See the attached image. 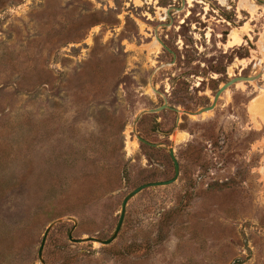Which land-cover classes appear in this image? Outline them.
Masks as SVG:
<instances>
[{"label":"rangeland","instance_id":"1","mask_svg":"<svg viewBox=\"0 0 264 264\" xmlns=\"http://www.w3.org/2000/svg\"><path fill=\"white\" fill-rule=\"evenodd\" d=\"M58 220L46 264H264V0H0V264Z\"/></svg>","mask_w":264,"mask_h":264},{"label":"water","instance_id":"2","mask_svg":"<svg viewBox=\"0 0 264 264\" xmlns=\"http://www.w3.org/2000/svg\"><path fill=\"white\" fill-rule=\"evenodd\" d=\"M184 3H185V0H184ZM177 11H181L182 8H176ZM169 15V13H168ZM263 74L262 73H259L258 75L256 76H236L234 78H232L231 80H229L228 82H226L225 84H223L220 89L216 92L215 96H214V101L211 105L209 106H206L202 109H200L199 111L197 112H189V111H181L177 108H171L168 104H164L163 106L161 107H158V108H153V109H149V110H144L143 112H141L135 122H134V133L137 137V139L143 143V144H146L148 146H151V147H159V146H163V144H156V143H151L149 141H147L146 139H144L143 137H141L139 134H137V124L138 122L140 121L141 117L145 114H155V113H159V112H162L166 109H171V110H174L176 112H178L179 114H187L189 116H201L202 114L204 113H208V112H211L213 110H215V108L217 107V104H218V101L219 99L221 98V96L227 92L232 86L234 85H237L238 83H242V82H254V81H257L259 80L260 78H262ZM169 153L171 155V158L173 159V162H174V165H175V168H176V175L173 179L171 180H167V181H163V182H150V183H146V184H143L141 186H139L138 188H136L134 191H132L124 200L123 204H122V210H121V216H120V221L118 223V226L113 234V236L109 239H100V238H96V237H92V238H87V239H75L74 236H73V232H74V229L71 231V233L69 234V240L73 243H82V242H97L99 244H102L103 246H109L110 244H112L117 238H118V235L120 234L121 230H122V227H123V224H124V221H125V217H126V213H127V207H128V203L134 198L136 197L138 194H140L141 192H143L144 190L146 189H149V188H154V187H161V186H169V185H172L173 183H175L179 176H180V163L175 155V149H174V145L172 147H169ZM62 220H58V221H55L53 223H51L49 225V227L47 228L44 236H43V239H42V242H41V246H40V249H39V260L42 264H46L45 260H44V256H43V253H44V249H45V245H46V242H47V238H48V235L49 233L51 232V230L54 228L55 225H57L58 223H60Z\"/></svg>","mask_w":264,"mask_h":264},{"label":"bare ground","instance_id":"3","mask_svg":"<svg viewBox=\"0 0 264 264\" xmlns=\"http://www.w3.org/2000/svg\"><path fill=\"white\" fill-rule=\"evenodd\" d=\"M186 137V136H185ZM183 139V137H177V141L179 142L180 140H182ZM184 140H185V138H184Z\"/></svg>","mask_w":264,"mask_h":264}]
</instances>
